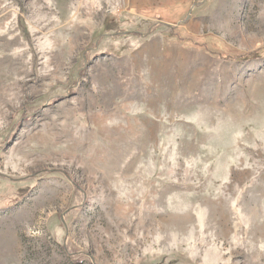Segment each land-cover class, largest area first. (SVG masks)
Here are the masks:
<instances>
[{
	"label": "rangeland",
	"instance_id": "374dc122",
	"mask_svg": "<svg viewBox=\"0 0 264 264\" xmlns=\"http://www.w3.org/2000/svg\"><path fill=\"white\" fill-rule=\"evenodd\" d=\"M0 264H264V0H0Z\"/></svg>",
	"mask_w": 264,
	"mask_h": 264
}]
</instances>
